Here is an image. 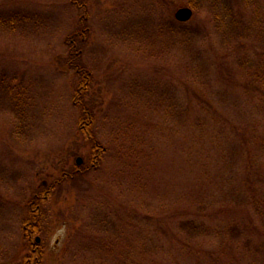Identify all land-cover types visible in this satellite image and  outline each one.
<instances>
[{
	"label": "rangeland",
	"instance_id": "rangeland-1",
	"mask_svg": "<svg viewBox=\"0 0 264 264\" xmlns=\"http://www.w3.org/2000/svg\"><path fill=\"white\" fill-rule=\"evenodd\" d=\"M33 255L264 264V0H0V264Z\"/></svg>",
	"mask_w": 264,
	"mask_h": 264
},
{
	"label": "water",
	"instance_id": "water-1",
	"mask_svg": "<svg viewBox=\"0 0 264 264\" xmlns=\"http://www.w3.org/2000/svg\"><path fill=\"white\" fill-rule=\"evenodd\" d=\"M192 16V10L190 8H181L177 10L175 17L178 21H187Z\"/></svg>",
	"mask_w": 264,
	"mask_h": 264
},
{
	"label": "trees",
	"instance_id": "trees-1",
	"mask_svg": "<svg viewBox=\"0 0 264 264\" xmlns=\"http://www.w3.org/2000/svg\"><path fill=\"white\" fill-rule=\"evenodd\" d=\"M86 79V78H85ZM87 80V79H86ZM86 89V86L83 87V90ZM32 256H29V257H26L25 261L20 263V264H33V260L35 262L36 258L35 256L33 255V257L31 258ZM28 261L32 262V263H29ZM36 263V262H35ZM37 264V263H36Z\"/></svg>",
	"mask_w": 264,
	"mask_h": 264
}]
</instances>
